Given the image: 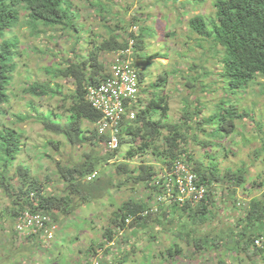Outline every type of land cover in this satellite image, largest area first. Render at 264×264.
I'll return each instance as SVG.
<instances>
[{"label": "trees", "instance_id": "1", "mask_svg": "<svg viewBox=\"0 0 264 264\" xmlns=\"http://www.w3.org/2000/svg\"><path fill=\"white\" fill-rule=\"evenodd\" d=\"M72 1L0 0V122L6 116L5 106L10 102V88L18 68V59L21 57L20 45L28 42L30 38L41 39L42 36L50 33V37H55L52 34L59 31L60 37L68 36V40H72L74 55L68 58L67 63H64L65 68L56 70L49 68L44 74H47L51 81L56 78L72 79L74 90L62 100L64 106H61L67 114L66 123L62 124L45 118L46 130L65 136L72 146L93 142L94 146L98 147L102 144L103 138L98 137L95 130L86 128L84 123L95 124L101 120V114L88 102L86 89L107 78L109 64L102 61V56L118 52L127 46L121 33H124L133 23L140 27V35L137 37V56L144 57L143 39L146 20L145 18L140 20L137 16H134L132 20L125 16L120 17L119 13L114 12L113 4L107 8L101 1L93 0L94 2L89 4L93 7L99 6L97 11L99 15L96 17L97 20L99 19L98 23L105 22L103 27H105L106 35L101 36L94 34L93 28L87 25L86 20H82L79 8L76 5L73 6ZM189 1L176 0V6L189 11L194 6L200 8V5L207 0H194L196 1L194 5L187 4ZM213 6L216 10L214 18L203 14L192 16L190 28L204 37V44L210 46L207 51L213 54L216 63L221 65L220 70L217 69L219 66H214L215 73L220 77V83L217 82L220 87L214 89L213 87H218V84L214 82L206 84L205 79L201 77L192 79L184 71L171 69L160 74L154 86H150L155 93L149 95V101L146 106H142L143 109L137 119L125 127L124 131L128 138L122 139V143L131 145L125 154V161L116 165L114 180L108 181L105 185L108 192L110 188L107 186L127 187L132 192L136 190L143 192L145 197L139 200L130 197L111 216V222L104 229L107 232L104 237L108 238L106 242L97 243V238L90 240L93 248L103 250L104 247H108L109 241L114 239L116 230H129L130 236L123 235L126 236L124 241L129 247L122 253L119 252L121 248L118 243L113 249L108 247L103 254L107 260H103L102 264H125L128 261L130 249L135 248L134 243L131 244L132 242L129 241V237L132 241V239L137 240L138 237L143 238V235L148 236L151 243H160L159 252L165 261L177 262L183 258H191L193 254L211 257L214 249L237 252L235 254L240 259L244 254H249V258L252 256L258 258L264 254V243L257 244V240L264 238L263 190L261 195H257L256 192L249 202L247 212L242 214L234 210L224 214L222 205L226 198L222 195L218 202L222 203L221 206L214 199L208 201V204L212 206L210 210L206 203L194 206L190 202L185 204L175 202L160 206L158 212L147 211L151 208V201L155 200V195L163 192L162 184L165 181L166 170L156 165L160 164L169 168L181 155L187 154L194 163V170L197 173L210 177L212 181L216 179L218 181V174L215 173L217 165L210 162L205 167L202 158L215 155V149L225 140L230 138L236 141L233 135L238 129L245 130L240 134L243 144L249 146L251 141V146H254L252 151L248 150L244 154L248 156L247 161L255 164L256 167L254 172L249 174L250 167L244 163L240 168L229 170L230 174L227 176L235 178L234 184L243 187L244 193H248L251 189L255 190L260 181L261 186L264 180V138H262V146L252 144L253 140L247 139L246 136L248 134L246 121L247 119L254 121L259 131H264V123L261 119L254 120L257 110L253 106L240 109L239 102L233 97L238 95V90H244L246 94L251 84L256 85L258 79L264 78V0H214ZM114 20L116 25L112 24ZM21 30L22 34H19ZM172 35H177L176 31ZM95 37H98V40H95ZM174 41L176 44L173 45V54L180 56L177 51L178 37ZM204 47L203 45L202 48ZM36 49L33 52H36ZM38 53L46 54L45 51ZM180 57L181 60L188 58L183 54ZM198 60L202 62L201 58ZM196 68L203 69V66L195 63L192 71ZM140 75L143 81L142 72ZM174 76L185 80L184 84H180L183 86L182 95L187 92L195 93L194 89L197 86L202 88V95L196 98V104L202 108L194 106L191 97L185 96L182 116L178 123L168 121L170 110L168 97L164 93L157 94L159 89L166 87L169 78ZM215 90L224 91L218 98L225 96L227 100L214 101L215 105L210 111V116L200 118L207 106L206 101L213 100L211 96ZM226 91L231 93L228 94ZM23 92L37 98L63 94L60 86L53 87L49 83L40 81L29 83ZM262 93L264 94V88ZM217 110L222 113H217ZM218 119H221V125L217 128L212 127L211 125ZM17 132L19 131L6 126L0 130V189L11 199L12 205L11 209L0 212L4 221L8 223L14 221L17 215L26 209L47 212L57 220V214L70 212L73 197L78 196L84 204H91L99 199L93 193L99 191L102 185L99 183L102 181L99 168L120 151L116 155L106 157L100 154L87 155L80 167L60 168V176L66 187L63 191L64 195L45 196L42 182L33 178L31 168L17 163V157L24 145ZM164 134L167 135L164 136ZM51 144L57 147L55 142L52 141ZM242 149L244 147H240L239 151L242 152ZM196 152H202V157L194 160ZM90 174L95 175V178L99 175L100 177L88 184L84 183L83 179ZM115 180L117 184L114 183ZM85 193L88 195H84ZM236 193L237 190H233V195H230L228 200L235 202ZM31 197H35L37 201L36 207L33 206L35 201ZM127 219L133 220L129 227L126 226ZM261 228L263 230L259 232L257 229ZM15 240L17 235L14 232L9 241L3 239L6 249L3 248L2 254L8 260H14L20 255L19 252L12 254L8 249V246H11L10 243ZM29 243L32 246H38L36 242ZM112 255L117 257L111 259ZM10 256L13 258H9ZM220 263L227 264L224 258Z\"/></svg>", "mask_w": 264, "mask_h": 264}, {"label": "rangeland", "instance_id": "2", "mask_svg": "<svg viewBox=\"0 0 264 264\" xmlns=\"http://www.w3.org/2000/svg\"><path fill=\"white\" fill-rule=\"evenodd\" d=\"M101 1L105 7H109L112 4L115 6L114 12L119 13L120 17H132L136 15L140 20L143 17H147L152 12V19L148 25H145L144 33H145V41H144V54L148 56V59L144 61L145 67L141 70L144 76V82L142 83V92L141 98H148L149 95L155 93V90L152 91L150 86H154V83L157 81L160 74H162L165 70H183L186 75L191 77L192 79H196L201 77L205 79L206 84H211L212 82L220 83L219 74H216L214 71V66H219L217 69L220 70L221 65L216 63V59L213 54H210L207 49L210 47L205 46L203 49L196 48L193 44V41L189 43H185L184 41L188 40V35L180 38L178 43L177 51L183 52L184 56L187 55V59L181 60L180 56L173 57L174 48L171 47L175 45L176 42L173 40L161 41L160 39L164 38L163 29L168 30L172 27L170 22L173 21V25L179 26L182 25L186 29L185 24L188 22L189 18H193L198 13L206 15L208 17L214 18L215 8L213 6L214 0H208L204 4L200 5V9L196 10V7H192L191 13L187 14L188 19L184 18L183 24L180 23V19L177 15L174 14L172 9V5L168 2V0H96ZM73 6L76 5L79 8V12L82 15V20L87 21V25L91 26L94 34L106 35L105 27L102 21L99 22L96 17L99 15L97 13L99 6L93 7L89 2H94L93 0H84V1H76L73 0ZM97 3V2H95ZM196 1L190 0L187 4L194 5ZM99 5V4H98ZM113 12V13H114ZM192 15H194L192 17ZM175 17V18H174ZM110 18V16H109ZM166 18V19H165ZM148 20V19H147ZM116 20L112 22L115 24ZM147 24V22H146ZM116 25V24H115ZM160 25L163 29H160ZM90 28V27H88ZM177 27V32H180V29ZM23 31H25L23 29ZM19 34H22L23 32ZM59 31L57 33H53L55 37H50L51 33L47 36H42L41 39H29L28 42L20 45L21 57L18 59L19 64L16 73L14 74V81L11 85V98L9 104L5 106V110L7 111L6 116L1 119L0 122V130L3 129V126L7 128H14L18 130V135L21 136L22 150L17 157L18 164H24L31 168V175L33 178H36L42 182L43 193L44 195L48 194H57L64 195L63 191L66 189L65 183L62 181L60 176V168L65 167H80L81 162L84 161V157L87 155H101L106 157L105 149L103 145H99L95 147L93 142L77 144L72 146L69 144L68 140L65 136L56 135L48 130L45 127V118L52 120L54 122H60L62 124L66 123L67 114L65 110L62 108L63 98L68 95L72 90H74V81L72 79H63L56 78L54 81H51V78L44 74L45 70L51 68L61 69L65 68L64 63H67L68 58L72 57L74 53L72 52L73 42L72 40H68L67 37H60ZM180 35H169L170 39H176ZM183 36V34H182ZM95 40H98V37H95ZM36 47H38L36 49ZM170 47V48H169ZM166 48H169L167 50ZM36 49V52L33 50ZM45 51V55H41L38 52ZM78 53V52H77ZM166 53L169 55L168 59H159L152 57H164ZM112 54H103L102 61L105 64H109L112 61ZM202 59V62L198 60ZM197 63L199 66H203V69L196 68V70L192 71L194 64ZM170 70V71H171ZM217 70V71H218ZM207 75V76H206ZM30 76V77H29ZM189 79V78H187ZM40 81L42 83H49L53 87L60 86L62 88L63 94L60 96H51V97H39L33 96L31 94H26L23 92L25 88L29 86V83ZM184 84L185 80L181 77H171L169 78V82L166 87L163 89H159L157 94L161 95L163 92L165 95L170 97V112L168 121L178 122L182 116V110L184 108L183 101L186 98L185 96H190L194 105H196V98L201 96L202 88L197 86L194 91L195 93L187 92L182 95L183 86L180 84ZM217 83V84H218ZM220 85L218 84V88ZM264 88V78L258 79L256 85H250L248 92L245 94L244 90H238V95L235 97L239 102V108L243 109L246 107L253 106L257 113H255V121H259L260 119L264 123V94L262 90ZM224 92V91H223ZM230 94V91H226ZM212 94V92H210ZM215 93V94H214ZM211 98L215 101H223L227 100L225 96L222 95V92H214ZM206 101V99H204ZM207 112L211 111L215 103L212 100L206 101ZM243 102V103H242ZM223 105V104H222ZM64 106V105H63ZM36 110H35V109ZM222 113L217 110V113ZM56 115H61V118L55 117ZM25 117V120L21 118ZM221 119L216 120V122L211 125L214 128H217L221 125ZM86 128H93L92 124L85 122ZM95 127V126H94ZM246 128L248 130L247 139H252L253 143H256L257 146L262 145V138H264V131H259L258 126L255 125V122L248 120L246 121ZM245 132L244 129H238L235 133L234 138L237 141V144L240 147H244L245 151L253 150L254 146H251V141L249 146H245L243 143V138L240 135ZM89 134V133H88ZM167 134H164L166 136ZM55 142L57 144L56 150L53 149L54 145L51 142ZM224 145H220L218 150L221 152L224 149ZM129 150V144L125 143L123 148L121 149V153L119 154V160L109 159L108 164L106 162L103 163L101 168V178L102 181H99L100 184L106 185V183L110 180H114L116 173V165L121 160H124V155ZM202 157V152L194 153V157L198 158ZM212 158V157H211ZM244 154H242L239 158L240 161H243ZM215 161L221 164V167L230 166L238 161V158H235L230 154L229 157H224L223 154H218L215 157ZM202 162L205 166L211 162L210 157H203ZM245 165H249L251 171L249 169V174L254 172L256 165L252 164L250 161L244 162ZM79 164V165H78ZM15 172V171H14ZM13 172V173H14ZM224 172V171H223ZM222 172V173H223ZM117 184V180L114 182ZM14 184L16 185V181L14 180ZM261 181L258 186H256L255 190L251 191L250 196H246L247 198L241 196L244 203H248L251 198L257 192V195H261L262 190L264 191V180L262 185L260 186ZM104 186H100L99 191H94L93 193L96 195V198H99L95 206L91 204H83L79 199L73 198V202L76 200V204H71V209H69V213H61L59 214L58 222L61 226V231L58 233V236L53 241V244H50L48 248H45V252L47 254L44 258L41 259L38 263L51 264V259L54 258L55 264H70L71 262L81 261L82 258L79 257L80 253H82L86 246L89 247V240L93 236L91 234H96L97 231H102L103 228L109 223L111 216L119 210V208L123 205L125 201H128L130 197H134L135 200L141 199L140 196L143 192H139L136 190L135 192L131 191L127 187L119 188L118 186L108 187L110 188L109 192H105L106 188ZM88 195V194H84ZM145 196V194H144ZM78 197V196H77ZM87 205V206H86ZM11 199L4 194L3 190L0 189V212L2 210H6L8 208L11 209ZM4 211H2L3 213ZM70 214V215H69ZM70 219V220H69ZM88 221H91L90 224ZM225 228V226L223 227ZM159 230V228H157ZM225 230V229H224ZM14 232V224L8 223L6 220H0V264H32L31 262V254L30 250L32 245L24 240H20L17 236V240L12 241L8 246L11 253H20L13 261L11 259H7L5 255L3 258L1 257L2 250L4 248V241L11 238ZM126 236H130V232L125 231ZM97 235V234H96ZM80 236V237H79ZM119 237L117 243L120 246V252L125 251L128 248V244L124 241L125 237ZM104 239V237H103ZM101 239H97V243H100ZM129 237V241L132 242L135 246L134 249H130L128 261L125 264H221L220 261L224 258L227 264H264L262 263V259H264V254L260 257H251L249 258V254H244L241 256H237L235 253L231 251H217L214 249V254L210 256H196L192 255L191 258L182 259L177 262L165 261L162 255L160 254V243L149 241L148 236L138 237L137 240ZM52 246V247H51ZM35 248V246L33 247ZM6 248H4L5 250ZM137 250V251H135ZM91 251V250H90ZM41 254V251H39ZM163 253V251L161 252ZM192 253V250H191ZM117 256L112 255L111 259ZM13 258V257H9ZM222 258V259H221ZM103 260H107L106 257L102 258ZM101 261V263H102ZM75 263V262H74ZM81 264H93L82 262Z\"/></svg>", "mask_w": 264, "mask_h": 264}, {"label": "clouds", "instance_id": "3", "mask_svg": "<svg viewBox=\"0 0 264 264\" xmlns=\"http://www.w3.org/2000/svg\"><path fill=\"white\" fill-rule=\"evenodd\" d=\"M168 2L172 5V9H170V11H173L174 14L177 15L178 18H180L181 24H183L184 18L186 20L188 19L187 14H190L191 10L188 11V10H186L180 6H176V4H177L176 0H168ZM198 9H200V8L196 7V10H198ZM215 14H216V10H215L214 16H215ZM197 15H199V13ZM134 16H136V15H133L132 17H128V19L132 20V18ZM192 16H194V15H192ZM144 18L147 22V24L145 22V25H148L150 23V20L152 19V12L150 13L149 16L143 17L142 19H144ZM190 20H191V18H189L188 22L185 24L186 29H184L183 27L181 28L182 25H179V26L173 25L174 24L173 21L169 23L172 25V27L169 28L168 30H166V29L164 30L163 27L160 25V29H163V33H164V38L160 39V40L161 41H166V40H173L174 41V39H170L168 36L172 35L174 33V31H176L177 35H180L178 37L179 41H180V38L185 37L187 34L188 40L184 41L185 43H189V42L193 41V43H194L193 45L196 48H200V49H203L202 48L203 45L210 47L209 45L204 44V37L202 35L196 34V32L190 28V23H191ZM177 27L181 28L179 33L177 32ZM182 34H183V36H182ZM139 35H140V27L135 23L131 24V26L128 29H126L124 33L123 32L121 33V36L127 42V46L124 49L119 50L118 52L111 53L113 55V58H112V61L109 63V67H108V71H107L108 72L107 78L105 80L101 81L97 85L88 86L86 89L87 90L86 91V98H87L88 102L90 103V105L92 106V104L88 98L90 89L95 88V87H99L100 85H102V83H104L108 79H112V76H113L112 65H113L114 60L116 59V57L119 54L129 50L131 42H134V45H133L134 49L132 50L131 56L133 59V68L135 69V71L138 75V92H137V95L133 99L123 100L125 113H124L122 120L120 122V125H119V131L117 134L118 139H119V146L117 149H115L113 151L109 150L108 142L111 139V134L107 131H101V125L99 124L103 120V113L101 111L96 110L92 106V108L94 110H96L97 112H99L101 114V120L96 122L95 124H92L93 128H88V129L95 130L98 134V137L103 138L101 145L104 146L105 155H107V156H110L113 154L116 155L118 151H120V153H121V149L123 148L122 147V145H123L122 139L124 140V139L128 138L125 131H124L126 125L137 119L138 114L143 109L142 106H146V104L148 103L149 98H150V97H148V98H141L140 97L141 92H142V88H143L142 83L144 82V79H143V81L141 80L140 73H141V70L145 67L144 61L148 59V56L144 55L143 58H139V56H137V54H138L137 37ZM143 41H145V33H144ZM201 44H202V46H201ZM171 47H173V45ZM169 48H166V49L169 50ZM173 53H174V50H173ZM180 53H183V52H180ZM143 54H144V52H143ZM168 56L169 55L166 53V56L159 57V59H165V58L168 59L169 58ZM180 56H182V54H180ZM173 57H174V54H173ZM152 58L157 59L158 57H152ZM180 59H181V57H180ZM181 71H183V70H181ZM213 88L219 89L216 86ZM216 91L219 92V90H215V92ZM220 92H222V91L220 90ZM212 101L214 102L215 100H212ZM169 102H170V97L168 96V103ZM215 102H217V101H215ZM183 103H184V101H183ZM194 106H198V105L196 104ZM198 107L202 108V106H198ZM169 108H170V106H169ZM169 112H170V110H169ZM209 116H210V111L207 112V108H205V110L203 111V114L200 116V118L209 117ZM168 119H169V117H168ZM169 122H173V121H169ZM84 126H85V124H84ZM234 136H235V134L233 135V137ZM221 144L224 145L225 147H224L223 151L220 152L218 150V147ZM221 144L219 146H217V148L215 149V151H214L215 155H213L212 158L210 157L211 163L217 165V171H215V173L218 174L217 175L219 178L218 181H217V179H216V181H212L210 177H204L201 174L197 173L194 170V163L192 162V160L189 158V156L187 154L181 155L177 160H175L173 162V164L169 168L165 167L163 165H160V164L156 165V163H153L154 165H156L162 169L165 168V170H166L165 175H164L165 181L162 184L163 192L161 194L155 195V200L151 201L152 206L147 211L148 212H158V209L160 206H162V205L167 206L166 204H173L175 202H178L181 204H185L187 202H190L194 206H198V205H202V204L206 203L207 208L210 210V209H212V206L210 204H208V201L214 199V201L219 206H221L222 203H218V202H220V196L222 195L223 198H226L224 200L223 205H222L224 207V214L231 213L233 210L238 212L239 214L247 212V209L249 208V202L250 201L248 203H244L243 200L241 199L242 198L241 196L247 198L246 196H250L248 194L251 193L252 189L249 190L248 193H244L243 187H238V185L234 184L235 178L228 177L227 175L230 174L229 170H235L237 168L242 167V165H244V162H246L248 160V156L246 154H244V152H246L245 149H242V152L239 151L240 147L238 146L237 141H233L229 138V139L225 140L224 142H222ZM130 146L131 145L129 144V149H130ZM53 149L56 150L55 147ZM250 151L251 150H249V152ZM119 154H117L116 156L114 155L115 157H113V158L110 157V159L119 160V158H118ZM218 154H223L224 157H226V158L229 157L230 154H232L233 157L238 158V161L236 163L230 165V166L221 167V164L219 162L215 161V157ZM242 154H244V159H243L244 162L239 160V158ZM123 158H124V160H121L122 162L125 161L126 156L124 155ZM195 159L196 158H194V160ZM122 162H120V163H122ZM107 164H108V161H107L106 165ZM115 165H117V164H115ZM204 166H205V164H204ZM233 173H234V171H233ZM190 176L193 179L192 184L195 185L198 190H200L201 188L204 189V195L202 198H200L199 195L197 194V199H195V197L193 195H189L186 193L188 190V185H189L187 179ZM99 177H100V175H99ZM99 177L97 176L95 178V175L90 174L83 179V182L88 184L90 182H93L94 180H96ZM230 178H233V179H230ZM179 180L183 181V185L185 187V192L181 191ZM101 186H104V185L102 184ZM99 189H101V188H99ZM233 190H237V193H236L237 200L235 202L228 200L230 195L231 196L233 195ZM105 192H108V189H106ZM46 195H48V194H46ZM143 197H145L144 193H142L140 198H143ZM73 198H75V197H73ZM31 199L33 201H35V197H31ZM75 199H79V197H77ZM73 203L76 204V200ZM88 203H90V202H88ZM95 203H96V201L94 203H91V205L95 206ZM33 206H35V207L37 206V201H35L33 203ZM61 213L63 214V212H61ZM61 213H59V214H61ZM65 213H67V212H65ZM27 214H29L31 216H38V215L42 216L44 218L43 225L42 226H32V225L28 226V225L24 224L23 220H24V218H27V216H26ZM59 214H57V220H56L47 212L36 211L33 209H26V210L22 211L19 215H17V217L14 219V221L9 222L10 224L11 223L14 224V233L19 237L20 240H24L25 243L36 242L38 244V246H36L35 248H33L34 246H32V248L30 250L32 264H44L42 262L41 263H38V262L41 261V259L46 256L47 251L46 252L44 251L45 248H48V246H50V244H53V241L56 239V237L58 236V233L61 231V226L58 223V222H60V221H58L59 220V216H58ZM1 219H2V215H0V220ZM88 222L90 224L91 221H88ZM110 222H111V218H110L109 223ZM132 222H133L132 219H127L126 220V226L129 227L130 225H132ZM105 227L103 228L102 231H97L96 232L97 235L91 234L93 236L92 238H97V239L102 238V240L100 241V244L106 242V240L108 239V238L104 237L107 234V232L104 231ZM257 230L259 232H261L263 229L261 228V229H257ZM125 231L126 230H116L114 232L115 237H114V239L109 241L108 247L113 249V247L117 244L119 237H122L123 235H125V233H126ZM103 237H104V239H103ZM92 238H90V240ZM90 240H89V247H88V245L86 246L87 247L86 253H85V249H84V251L82 253H80V255H79V257H81L82 260L81 261L74 260L75 263L71 262L70 264H81L83 261L86 263L102 264L101 261H102V258L104 257L103 254L108 247H104L103 250H101L99 248L95 249L91 246L92 244H91ZM263 243H264V238L257 240V244L263 245ZM39 251H41V254ZM135 251H137V250H135ZM232 253H234V252H232ZM1 257L3 258V254L1 255ZM50 261H52L51 264H55L54 258L51 259Z\"/></svg>", "mask_w": 264, "mask_h": 264}, {"label": "built area", "instance_id": "4", "mask_svg": "<svg viewBox=\"0 0 264 264\" xmlns=\"http://www.w3.org/2000/svg\"><path fill=\"white\" fill-rule=\"evenodd\" d=\"M134 42H131L130 49L119 54L112 65V79H108L99 87L90 89L88 98L92 106L103 113V120L99 123L101 131L111 134L108 142L109 150H115L119 146L118 131L122 117L125 113L123 100L133 99L138 92V75L133 68L132 50ZM191 176L187 179L189 185L187 194L193 195L197 199L204 195V189L198 190L192 183ZM180 189L185 192L183 181L179 180ZM23 222L26 225L42 226L44 218L40 215H26Z\"/></svg>", "mask_w": 264, "mask_h": 264}]
</instances>
